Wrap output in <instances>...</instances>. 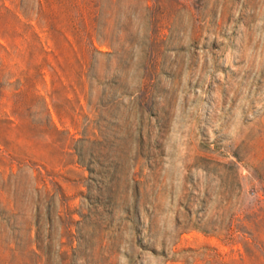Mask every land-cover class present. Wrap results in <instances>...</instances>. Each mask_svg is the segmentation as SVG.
I'll return each mask as SVG.
<instances>
[{"label": "rangeland", "instance_id": "1", "mask_svg": "<svg viewBox=\"0 0 264 264\" xmlns=\"http://www.w3.org/2000/svg\"><path fill=\"white\" fill-rule=\"evenodd\" d=\"M0 264H264V0H0Z\"/></svg>", "mask_w": 264, "mask_h": 264}]
</instances>
